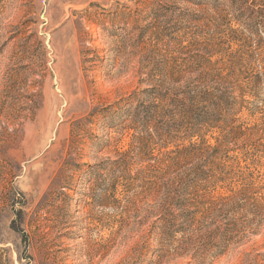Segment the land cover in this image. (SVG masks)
I'll list each match as a JSON object with an SVG mask.
<instances>
[{"label":"rangeland","instance_id":"rangeland-1","mask_svg":"<svg viewBox=\"0 0 264 264\" xmlns=\"http://www.w3.org/2000/svg\"><path fill=\"white\" fill-rule=\"evenodd\" d=\"M247 1L0 0V264H264V27L246 25L264 0ZM201 60L233 66L230 124L245 136L149 217L165 195L142 187L160 175L155 160L200 142L166 131L164 115L142 155L155 160L140 164L143 117L119 112L147 102L145 80L170 90L172 66ZM204 128L214 146L219 131ZM244 187L237 207L204 217Z\"/></svg>","mask_w":264,"mask_h":264},{"label":"trees","instance_id":"trees-1","mask_svg":"<svg viewBox=\"0 0 264 264\" xmlns=\"http://www.w3.org/2000/svg\"><path fill=\"white\" fill-rule=\"evenodd\" d=\"M218 1H230V4H233L235 8L236 6L242 8L249 3L247 0ZM254 14L256 15L257 13L251 11L246 16L248 20L246 25L251 28L253 36L256 35L258 26L259 29L264 27V16L261 14L260 20H258L259 18H255ZM235 21L238 25H243L238 18ZM258 42L264 44V35L259 37ZM208 53L210 56L213 55L211 53L215 54L213 50ZM193 63L196 62L186 63L182 65V68L177 64L171 67L169 74L170 84L174 87L170 90H162L160 88L155 90L153 84L145 80V83L151 86L149 90L143 92L145 94L143 96L148 98L147 102H128L119 112L125 121L136 122V124L139 123V117H143L144 121L139 125L140 130L135 132V140L139 144V147L136 148L135 156L140 155V164L147 163L150 165V161L155 160L154 158L150 160L149 156L144 159L142 155L150 150L153 135L158 136L159 133L156 127L159 119L165 118L164 115L169 114L172 117L166 124V131H170L172 128L182 129L184 127L186 137L184 139H196L200 142L190 141L187 146L177 147L175 152H173V158H163L166 154L161 153L159 160H155L162 167L160 175L154 178L155 180L151 184L143 183L142 187L146 186V189L157 197L162 191L165 192V195L158 198L156 206L151 212L147 211L149 217H152L153 214L156 217L160 216V213L165 211L167 207L171 208L170 210L172 211V194L177 190L176 187L181 185L184 178L205 176L199 168L201 166L203 168H207L209 165L214 166L215 161L221 160L220 154H223L226 145L234 143L233 141L235 139L239 140L240 137L243 139V136H245L241 130L233 128L230 124L232 114L236 113L233 110L235 105H238V99L232 98V96L229 97L228 89L224 85L227 83L225 78L229 75V69L233 66L225 67L226 65H218L217 62L212 63L210 60H201L196 64ZM187 74L195 75V77L187 80L183 86L176 87V85L182 83L184 76ZM146 103H149V106ZM151 124L154 125V130H150ZM204 127L215 128L219 131V136L215 138L216 144L214 146L204 145ZM221 164L216 165V167L210 166V173L216 175V172H222L224 169ZM189 165L195 166L193 169L187 170L186 166ZM186 173L188 174L186 175ZM248 191V188L244 187L243 190H239L237 194L231 197L215 199L209 204L208 208H205L204 217L208 218L212 214L221 215L224 212L231 211L234 207H237L243 197H246ZM258 208L257 216H261V210H264V206L261 205ZM139 225H143V223H139ZM208 234L209 232L204 230L197 235L196 239L205 238ZM189 245L188 243H183L181 249L188 248L190 247Z\"/></svg>","mask_w":264,"mask_h":264}]
</instances>
